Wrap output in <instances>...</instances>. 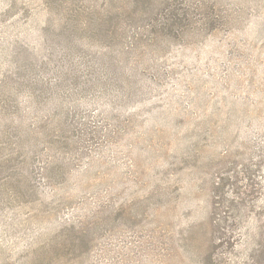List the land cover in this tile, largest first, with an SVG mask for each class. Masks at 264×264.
Instances as JSON below:
<instances>
[{
    "label": "rangeland",
    "instance_id": "rangeland-1",
    "mask_svg": "<svg viewBox=\"0 0 264 264\" xmlns=\"http://www.w3.org/2000/svg\"><path fill=\"white\" fill-rule=\"evenodd\" d=\"M130 1L0 0V264H264V0H205L213 30L128 52L95 21ZM84 50L102 81L3 117L5 86ZM52 114L82 146L40 151ZM11 149L52 162L32 178Z\"/></svg>",
    "mask_w": 264,
    "mask_h": 264
},
{
    "label": "trees",
    "instance_id": "trees-1",
    "mask_svg": "<svg viewBox=\"0 0 264 264\" xmlns=\"http://www.w3.org/2000/svg\"><path fill=\"white\" fill-rule=\"evenodd\" d=\"M130 2L128 5L122 4L124 7L120 5L121 8L116 10L108 21H95L97 25L105 23L107 38L110 41L120 42L128 52L131 50L130 44L125 46L122 41L126 40L129 43L131 41L144 47L145 44L148 45L156 39L182 40L187 31H192L197 27L198 22H201L202 27L207 31L213 30L219 16L216 9L205 0H131ZM86 26L87 24L82 23V21L77 23V27L81 29ZM97 57L87 55L84 50L78 55H73L72 58L66 57L64 59L65 67L58 66L57 70L53 71V75L43 77L44 74L34 78L27 76V79L19 82L13 80L14 86L3 88V117L8 115L16 117L18 112L23 114L25 111L24 103H30L34 99L38 101V106L41 105L40 109L52 99H54L53 104L58 101L59 107L64 109L67 106L64 103L69 101L64 92L87 91L93 87L95 82L102 81L103 67L94 62ZM17 84L22 85L20 92L24 93V99L19 97V90L15 88ZM23 85L27 87L23 88ZM42 116H46L42 122L45 123L50 120V115L48 117L42 113ZM55 117L58 118L59 122L61 121L63 132L59 134V137L63 141H58L59 138L56 137L58 134L54 131L48 132L44 140L46 143H42L40 151L46 154V151L50 149V142L52 144L57 142L70 144L69 141H66L69 138H73L75 145L82 146L78 136L85 135L87 137L91 133L89 124L84 120L69 121V117L66 115L60 118L52 114V118ZM78 123L82 126L77 127L76 124ZM32 130L34 131V128ZM12 150L14 149H11L8 156L3 158L2 164L5 163L14 169L28 165V167L30 166L29 174L32 178L37 177L38 173L46 169V166L52 162V158L49 156L44 157L45 159H38L37 162L35 157H31V161L28 160L23 150H18L13 154ZM28 186L33 187V183L28 182Z\"/></svg>",
    "mask_w": 264,
    "mask_h": 264
}]
</instances>
